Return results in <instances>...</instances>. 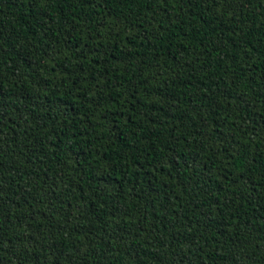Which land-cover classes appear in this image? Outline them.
Instances as JSON below:
<instances>
[{"label": "trees", "instance_id": "16d2710c", "mask_svg": "<svg viewBox=\"0 0 264 264\" xmlns=\"http://www.w3.org/2000/svg\"><path fill=\"white\" fill-rule=\"evenodd\" d=\"M0 264H264V0H0Z\"/></svg>", "mask_w": 264, "mask_h": 264}]
</instances>
